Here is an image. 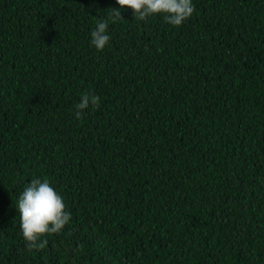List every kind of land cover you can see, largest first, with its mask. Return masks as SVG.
Instances as JSON below:
<instances>
[{"label":"trees","instance_id":"obj_1","mask_svg":"<svg viewBox=\"0 0 264 264\" xmlns=\"http://www.w3.org/2000/svg\"><path fill=\"white\" fill-rule=\"evenodd\" d=\"M193 5L97 50L116 0H0V264H264V0ZM34 178L71 220L29 251Z\"/></svg>","mask_w":264,"mask_h":264},{"label":"clouds","instance_id":"obj_2","mask_svg":"<svg viewBox=\"0 0 264 264\" xmlns=\"http://www.w3.org/2000/svg\"><path fill=\"white\" fill-rule=\"evenodd\" d=\"M116 3L120 7L109 8L107 19L98 20L91 32V43L97 50H104L109 44V24L124 20L121 11L124 8L132 9L136 20L145 21L151 16L163 15L165 21L173 26H181L195 12L193 0H116ZM99 105L98 95L84 93L81 102L75 106L76 118H81L83 110L90 106L98 108ZM17 205L22 235L28 242L29 251L44 249L47 240L41 241V237L60 233L71 220L63 196L47 179H32L24 187Z\"/></svg>","mask_w":264,"mask_h":264}]
</instances>
